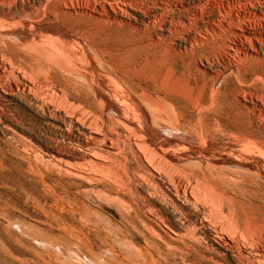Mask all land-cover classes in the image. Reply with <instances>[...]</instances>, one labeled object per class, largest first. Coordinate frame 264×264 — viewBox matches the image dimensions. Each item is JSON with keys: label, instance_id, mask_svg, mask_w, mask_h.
<instances>
[{"label": "bare ground", "instance_id": "bare-ground-1", "mask_svg": "<svg viewBox=\"0 0 264 264\" xmlns=\"http://www.w3.org/2000/svg\"><path fill=\"white\" fill-rule=\"evenodd\" d=\"M17 1L18 0H0V38L3 37L4 40L10 38L9 39L10 41L12 40L11 38H13V39H17V42H18L19 39L22 41V39H25V37H26L25 40H29V38H27L29 36L33 40L27 42V44L24 45L25 47H20L19 51L21 50L22 52L20 51V53H17V54L12 53L11 51H12V49L15 52H16L15 49H17V51H18L19 47H16V45H18V44H16V45L13 44L14 46L12 49L10 48V46H8V48L4 49L5 46L0 44V130H1V132L4 133L3 135L10 134V135H16L17 137H21L22 135L34 136L35 143L33 142L32 144H30V147H28L29 145L26 144V147H28L29 150H28V148L26 150H24V148H23L24 152H28V151L31 152L29 154L32 155L33 159L30 160V162H29L28 159L25 158V155H24L25 153L22 155V156H24V158H22V159H23V161L24 160L26 161V159H27V161L29 162V166H30L29 168H31V170H32L31 176H33L35 182L37 183V186H41V189L45 193V195H44L43 200L40 199L41 198L40 196H43V195H41L42 193H40V196L38 194V196H36V197L30 196L28 198L29 199L34 198V200L36 202V206L38 207V209H40L41 214H43L46 218L48 216L45 214L43 208L48 207L50 201L51 202L55 201L56 203H58L59 199L61 198V196L58 195L59 189H62L63 193L65 194V198L62 197L61 199L64 198V199H66L65 201H70V199L72 198L71 192L69 191V189L62 184V181H64V179L65 180L67 179V181L69 180V183L71 181H73L72 185H75V187L78 185L79 186L81 185V183H79V181L87 182V184L92 188V190H91L92 198L96 201L98 200V204L100 206H102L103 208H106L107 210L114 209L116 212V216L119 217L125 223H127L126 225L129 227L130 230H132L134 233L140 234L139 237L141 236V238H143L146 241V242H144V241L143 242L147 243L146 245L147 246L149 245L150 246V247L148 246L149 248H152V250H148V248L146 246H144V247L140 246L138 250L135 249V250H137L134 253V254H136L135 255L136 259L133 260V262L127 260L128 259L127 257H125V258H127L126 260H125V258L124 259L121 258L120 257L121 254H120V256H117L118 261L113 262V260H114L113 258H112V260H110V259L106 260L105 258H107L108 255L104 258V261H102L103 260L102 257L99 256L98 253L96 254V252H95L96 247L99 250L98 245L95 247V250H94V248H93L94 246L92 244L93 242H90L89 241L90 239L80 237L81 239L79 240L78 244H76L75 241H74L75 243L74 242L73 243L76 244L77 246H79L80 248L81 247H83V249L85 248L86 254H80L78 252V249L76 248L77 252H78L77 255L79 256V257L77 255L75 256V257H77V261H73V258H75L73 256V258L71 257L72 259H69L68 261L63 262V263H60L62 260L58 259L59 260V262L57 261L58 264L59 263L60 264H164L165 262L167 263L166 260L169 259L170 252H172L174 254L175 258H176V255L184 254V251H187L186 256H190L192 251L198 249L196 247L198 245H201V243L206 244L208 246L207 249L209 248V251L211 249L213 252H215L217 254H221L225 259L232 258L238 264H264V221H263L264 218L261 221H258L257 216L260 213L258 215L256 214L259 210H260V212H261V210L262 211L264 210V205H262L263 202H261L262 199L259 198L261 200L260 203H262L259 205L263 206V208L260 207V208H262V209H260L257 206L259 208V210L254 212L256 214V217L254 218L253 216L250 215V213H252L254 210L252 212H250L249 211L251 209L250 206H246V204L247 205L250 204L252 198H250L251 200L249 199L250 200L249 203L247 202L244 204V201H243V203H241L236 198L232 197L231 194L229 195V193H228V192H230V191H228L229 189L226 190V184H228L227 182L230 181L229 187L233 186V185H231V183L233 182L232 176L240 175V173H241V175H240L239 179H241V177H243L244 175H246V176L251 175L252 177L256 178L259 181H263V183H264V96H263L264 94H262L264 92L261 93L262 96H260V92H259V95H258V92H256L257 89H260L259 87H260V85H262V84H260L261 82H258L260 85H258V88L256 90L254 89V92H256V93H253L252 90L246 91L242 88L241 93H239V94H241V101L238 100L240 98L239 97L240 95L238 94L239 96L238 97L236 96V98H238L236 100H238L240 102L236 106V109H238V106L240 108H239V111L237 113H235L236 114L235 118L241 117V121H240V119L236 121V119L232 118V121L230 123L232 126L234 125L232 130L229 129V127H228L229 126L228 125L229 124L228 119L224 118L225 113H224V116L222 115L223 113L221 114V116H223L222 118L217 113V115L220 117L218 118V116L215 115V116H217V118L215 117L214 119H211V121H210L211 123L210 124L208 123L209 124V126H207L208 128H206L202 124L203 122H205V120H203V122H200L202 124V126L205 127L207 130L205 129L206 132L204 130H202L205 133H201L200 135H196L197 131H199V130L196 131V129H197L196 126L198 123L193 124L192 115L194 113H193L192 109L195 108V106L198 104V96H197L196 92L198 91L197 87L199 85H198L194 75H192L191 73H187V72L185 73L184 71H181L179 69L178 64L180 62H178V59L179 60L181 59L180 57H181V55H183V53L182 54L180 53L179 55H176L175 57H174V55L172 57L170 55L162 53L161 56L155 57L156 54H154V56H153V54H152V56H150L151 55L150 51H151V49H153V47H152V48H149L150 49V51H148L150 53L149 56H144V57L135 56V58H137V59L139 58V59L136 62H131L133 64H131L130 66H125L128 63L125 60L128 59L129 57L131 59L130 60L128 59V60L129 61L132 60L131 56H134V53H132V52H135L136 51L135 49L137 47H135L134 45H132V47H130V46H127V48L125 47L126 48L125 53H130V56L128 55L129 57L127 56V54H125L127 56L126 59L124 58L125 55H123V57H122L123 59L121 58L122 60L125 59L124 60L125 62L120 61V59H118V58H117V60L119 62L112 60L113 58L117 57V55H119L116 53H115L116 55H114V52H113L114 48L112 47L111 50H113V51L110 52V53H112V55H110V57L109 56L108 57L111 58V56H112L113 58H111L110 60H106V59H104V58H106V54H110V53H108L107 50H105V52L102 55H98L99 53L96 54L97 50L92 51L93 47L91 46L90 43L88 44V42H90L89 41L90 38L92 37L91 35H94L93 33H94L95 28L94 29L92 28L93 29V33L91 32L92 34L89 33V34H91V35H89L90 36L89 40H85V37H83V39L85 41L81 40L79 38L78 39L76 38V40H68L69 37L67 39L66 34H64L65 37L61 36L60 38H56V36H55V38L51 39V37H50V39H49V38H47V35H48L47 32L45 33L47 35H45L46 38H44V39H41V37L39 38L38 36L37 37L32 36L34 34L33 32L37 33L38 31L41 30V28H38L40 25H42L47 20L49 21L50 19H52V20L56 19V21H57V19L61 20L60 23H62V19H65V21L69 20L72 22L91 23V24H95L96 26L98 25L99 27L102 25L104 26L105 24H109V23H116V24L119 23V25L122 23V25H120L122 27L124 22H125L124 16L126 14L128 16V13L135 11V8L137 5L135 4L134 0H44V3L43 2L40 4L38 3L39 6H35V5H37V3H35V1L33 0L35 5L31 6V3H30V5H29L30 7L28 6V8H29L28 10L30 12L26 13L25 12L26 10L24 11L22 9V14L24 12V16L19 17V15H18L17 16L18 20H15L16 16L12 15V10L10 8V5L12 4L11 5V7H12L13 3L16 4ZM36 1L38 2V0H36ZM162 1H164V0H162ZM199 1H201V0H199ZM229 1H228V3H229ZM19 2H20V9H21V7L24 8V0H19ZM157 2L158 1H156V3ZM147 3H146V5H147ZM156 3H155V6L157 5ZM169 3H170V1H169ZM190 3H191V0H190ZM221 3H222V1H221ZM138 4H140V3H138ZM144 4H145V2H144ZM153 4H154V2H153ZM234 4H235V2H234ZM262 4H264V3H262ZM149 5H151V4H149ZM215 5H216V3H215ZM15 6L17 8V5H15ZM25 6H26V3H25ZM158 6H159V4H158ZM168 6H170V5H168ZM240 6H242V5H240ZM147 7H150V6H147ZM153 7H154V5H153ZM209 7H211V6H209ZM159 8H161V7H159ZM176 8H177V6H176ZM219 8H221V7H219ZM223 8H225V7H223ZM230 8H231V5H230ZM261 8H262V6H261ZM162 9L164 11L165 8H162ZM146 10H148V9H146ZM168 10H169V8H168ZM197 10H199V8ZM257 10H258V8H257ZM16 11H18V10H16ZM16 11H14V12H16ZM175 11H176V13L178 12V10H175ZM204 11H206V9ZM227 11H228V9H227ZM141 12L142 11H140V13ZM145 12H149V10L145 11ZM157 12H158V10H157ZM215 12H213V15L216 14ZM221 12H222V10H221ZM173 13H174V11H173ZM136 14H137V12H136ZM198 14H199V12L196 13V15H198ZM202 14H203V12H202ZM229 15H228V17L230 18ZM164 16L166 17L165 14H164ZM254 16H256V15L251 10L250 11L243 10V11H241V13L238 14V17L236 16V18L230 19L231 20L230 22L232 23L231 25L227 24V27H229V28H230V26H232L234 24V29L232 30L234 38L226 46L225 59L227 60L228 65H232V60L235 59V56L238 53L239 54L242 53L241 55L244 57H250V58L254 59L253 62L256 59H258V61L256 60L257 64L259 61H261V60H259L260 58L264 59V30H263V28H261L260 24H258L260 26V28L259 27L257 28V26L255 24H253L254 22L252 23V19H253L252 17H254ZM128 17L130 19L137 18L136 16H133L132 18L130 16H128ZM165 17L163 18V20L166 19ZM169 17H171V16H169ZM145 18L147 19V17H145ZM149 18H150V16H149ZM158 19H159V17H158ZM176 19L177 18H175V20ZM196 19H197V17H196ZM52 20L49 23H53V24L56 23L55 20H54L55 22H53ZM167 20H168V18H167ZM171 20H172V18H171ZM48 21L45 23L47 24ZM65 21L63 20V22H65ZM190 21L191 20H189V19L187 21H184V19H183V21L180 24L181 25L180 28L183 27V29H184V26L189 24ZM65 23L66 24L69 23L71 25L73 24L70 22H65ZM80 23H77V24L79 25ZM153 23H154V21H153ZM261 23H263V22H261ZM57 24H59V23H57ZM128 24L129 23H127V26H126L127 28L130 25V24L129 25ZM134 24H132V25H134ZM143 24H144V22H143ZM157 24L161 25L162 23L159 22ZM163 24H164V22H163ZM172 24L174 25L173 22H172ZM207 24H208V22H207ZM59 25H62V24H59ZM80 25H82V24H80ZM88 25H90V24H88ZM48 26H50V25H48ZM51 26H52V24H51ZM73 26L74 25H72V27ZM103 26L100 28L101 31H102ZM105 26H104V28H105ZM124 26L122 28H124ZM64 27L66 28V26H64ZM111 27H112V25H111ZM113 27H115V26H113ZM116 27H117V25H116ZM146 27H147V25H146ZM162 27L163 26H161V28L159 27V29H162ZM169 27L171 30L172 27L171 26H169ZM175 27L176 26H174V28ZM82 28L83 27H81V29ZM96 28H98V27H96ZM150 28L153 29L152 27H150ZM62 29H64V28L62 27ZM92 29L90 28V30H92ZM132 29L134 30L135 28H131V30ZM51 30H53V29H51ZM75 30L76 29H74V31ZM104 30H106V29H104ZM148 30H146L147 33H148ZM153 30H155V29H153ZM70 31L72 33L73 30H70ZM115 31H117V30H115ZM119 31H120V29H119ZM167 31H169V28ZM63 32H64V30H63ZM78 32L79 31L77 30V33ZM150 32L151 31H149V33ZM180 32H182V31H180ZM85 33H86V31H85ZM156 33L158 34L159 32H156ZM168 33L170 34L171 32H168ZM49 34L52 35V32ZM98 34H99V32H98ZM160 34H161V32H160ZM163 34H165V33H163ZM197 34L195 32H193V33H191L189 38H192L196 42H201L202 37L197 35ZM224 34H225V32H224ZM227 34H226V36H227ZM74 35H75V33H74ZM76 35H80V34H76ZM123 36H125V35H123ZM174 36H176V35H174ZM102 37H104V36L102 35ZM107 37H109V36H107ZM173 37H170L169 39L171 40V38L173 39ZM222 37H221V39H222ZM111 38H110V40L108 39L109 42L112 41ZM115 38H117V37H115ZM133 38H135V37H133ZM212 38H214V37H212ZM91 39H94V38H91ZM141 39H143V38H141ZM137 40H139V39H137ZM154 40L156 42V39H154ZM163 40L164 39H162V44L164 43L163 45L165 46L166 42ZM165 40H166V38H165ZM167 40H168V38H167ZM185 40H187V39H185ZM14 41L15 40L11 41V45H12V43H16ZM94 41H95V39L91 40V42H94ZM102 41H104V40H102ZM114 41L112 43H114ZM126 41H128V39ZM150 41H152V40H150ZM9 42H8V44H9ZM124 42L125 41L123 40V44H124ZM155 42L154 43L152 42L153 44L150 42L151 46L155 45V47H156ZM106 43H107V41H106ZM117 43H118V39H117ZM117 43H115V44H117ZM121 43L122 42H119V44H121ZM129 43H128V45H129ZM137 43H138V41H137ZM143 43L144 42L142 41L141 43H138V44H143ZM95 44H94V46H95ZM125 44H127V43H125ZM5 45L7 46V44H5ZM160 45H157V46H160ZM167 45L169 47V44H167ZM191 45H194V44L191 43ZM138 46H140V45H138ZM144 46H146L148 48V46H150V44L148 46H147V44H145ZM180 46H181V44H180ZM224 46L225 45H223L222 47H224ZM104 47H107V46L105 45ZM120 47L121 46L118 47V51H119ZM142 47H143V45H142ZM142 47H140V50L137 49V51L142 52V49H141ZM181 47H183V45ZM194 47H195V45H194ZM220 47H221V45H220ZM122 48H124V47H122ZM147 48H146V50H147ZM162 48L164 49V47H162ZM184 48L186 50H189L191 52V54H193L194 49H192V46H189V47L185 46ZM10 49H11V51H10ZM95 49H96V47H95ZM120 50L122 51L123 49L120 48ZM157 50H160V49L158 48ZM176 51L178 52L179 50L176 49ZM116 52H117V48H116ZM148 52L146 54H148ZM159 52L161 53L162 50ZM173 52H175V51L173 50ZM186 53H189V52H186ZM175 54H178V53L175 52ZM120 55H122V53H120ZM184 55H186V54H184ZM215 56H216V54H215ZM238 58H239V56H238ZM213 60H216V59H213ZM248 60H246L247 63H248ZM132 61H134V60H132ZM184 61H186V60H184ZM201 61H202V59H201ZM120 62L126 63L124 65V67L127 70L124 73H125V75L127 73V77L130 76V74L132 73V76H130V79H131L130 81H132V77H135V76H133V74H134V75H137L138 77L143 78L147 84L152 86V88H151V89H153L152 95L149 94L150 92L148 93L146 91V88H145V90L143 89V91H140V89L137 90V88L135 89V87H136V86L134 87L135 84L133 82L129 83V81H128L129 79L128 80L125 79V80L128 81L127 83L130 85L134 84V85H131V87L133 86L134 89L131 88L130 86H128L127 84H125V81L123 83V82H119L117 80L118 77H120V76L116 75L117 74L116 72L122 71L121 68L123 67V64L121 65ZM262 62H263V60H262ZM262 62H259V63L261 64ZM240 63L242 64V62H240ZM249 64H251V63L249 62ZM180 66H181V64H180ZM257 68H255V69H257ZM240 72H242V69ZM245 72L246 71H244V74H245ZM120 73L124 74L123 72H120ZM128 73H130V74L128 75ZM204 74H205V72H204ZM217 76H219V75H217ZM122 77H121V79L124 80V78H122ZM239 77H241V76H239ZM244 77H245V75L243 76V78ZM249 79H248V81H249ZM255 80L257 81V79H255ZM259 80H262V79H259ZM200 83H202V82H200ZM239 83H241V82L239 81ZM254 84H255V82H254ZM263 84H264V82H263ZM149 85L147 86V88H149ZM263 87L264 86L262 85V88ZM250 88H251V86H250ZM236 89H238V88H236ZM148 91H150V90H148ZM257 91H260V90H257ZM216 94L217 93H215V96H216ZM153 95H155V96H153ZM181 105H182V108H183V105H184V107L187 105L188 107H190L192 109L189 108L190 110L188 109V111H187L188 114H187V112L186 113L182 112V111H184V109L181 111V109H180ZM212 105H213V103H212ZM187 106H186V108H188ZM228 106H230V105H228ZM227 109L230 110L229 108H227ZM227 109H226V111H227ZM195 110H194V112H195ZM207 111H209V110H207ZM226 115L228 116V114H226ZM231 115H230V117H231ZM194 116H196V115L194 114ZM212 116H213V114H212ZM203 117L201 119H203ZM206 118H207V115H206L205 119ZM209 118H207L208 119L207 121L210 120ZM195 120H196V118H195ZM48 135H57L58 138H51V137H48ZM26 138H28V137H26ZM23 140H24V138H23ZM27 140H24V141H27ZM24 143H27V142H24ZM17 144H19V143H17ZM23 147H25V146H23ZM4 148H6V146ZM17 149H19V148L17 147ZM2 150L3 149L1 147L0 152ZM17 151H20V149ZM2 153L5 154V152H2ZM15 154H17V152ZM20 154H22V153H20ZM1 156H3V155L1 154ZM27 156H29V155H27ZM1 158H3V157H1ZM7 158H5L4 163H7V161H9ZM6 159H7V161H6ZM3 161H4V159H3ZM13 162H15V161H13ZM8 164L10 165L11 162ZM19 164L20 163H18L16 165H19ZM6 166H7V164H6ZM9 168H11V167L8 166L7 169H9ZM3 169H5V168H2V170ZM3 171H5V170H3ZM11 171H12V169H11ZM18 172H20V171H18ZM21 175H23V174H21ZM28 175H30V174L28 173ZM7 176H9V175H7ZM26 176H27V174H26ZM24 177H25V175H24ZM9 178L10 177H8V179ZM5 179H7V178H5ZM25 179H27V178H25ZM64 182H66V181H64ZM1 183H2V181H1ZM87 184H86V186H87ZM237 184L235 183L234 185L239 187L240 182L238 184L239 186ZM17 185H19V184H17ZM27 185H30V183H28ZM69 185H71V184H68V186ZM84 185H85V183H84ZM84 185H83V188H84ZM249 185H251V184H249ZM256 185L255 186L251 185V186L256 187ZM261 185H262V183L260 184L259 187H261ZM1 186L2 185H0V187ZM16 186H15V190H17V192H18V189L20 186L18 187V189H16ZM4 187H5V185H4ZM4 187H3V189H4ZM22 187L24 188V186H21L20 188H22ZM81 187H82V185H81ZM81 187H80V189H81ZM233 187L235 188V186H233ZM243 187H242V189L245 190L246 188L244 189ZM245 187H247V186H245ZM240 188H241V186H240ZM240 188H237V189H239V192H240ZM249 190H247V191L245 190L246 193L251 191V190L250 191ZM252 190H253L252 194L254 193V191L255 192L257 191V189L254 190V188H252ZM13 191H14V189H13ZM84 192L87 193L89 191L87 190ZM1 193L4 194L3 191H1ZM20 193H22V192L20 191ZM23 193H24V191H23ZM27 193H29V192H27ZM79 193H80V191H79ZM242 193H244V192H242ZM242 193L240 194L241 196L244 195V194L242 195ZM250 193L248 194L249 196H250ZM261 193H259V194L264 196V193L262 190H261ZM233 194H235V193H233ZM237 194H238V192H237ZM7 195H8V193H7ZM32 195H34L33 191H32ZM89 196L90 195H88V198H89ZM256 196H255V198H256ZM259 196L260 195H258L257 197H259ZM16 197H17V195H16ZM238 197H240V196H238ZM81 199L78 201H81ZM257 199L258 198H256V200ZM263 200H264V197H263ZM1 201H3V200H1ZM30 201H29V203H30ZM253 201H255V200H253ZM70 202H72V201H70ZM245 202H246V200H245ZM56 203H55V205H56ZM257 203H259V202L257 201ZM59 204H61V203H59ZM63 204H64V202H63ZM3 205L4 204H2V206ZM31 205H32V203H31ZM92 205H94V204H92ZM256 205H258V204L254 203V207ZM61 206L63 207V205H61ZM81 206L83 207V204ZM10 207L11 206H9V209H10ZM21 207H23V205ZM86 207H87V205H86ZM248 207H249V210H248ZM77 209H79V207ZM64 210L65 209L62 208V209H59L57 211H53L54 212L53 216L55 218V219L54 218L53 219L55 221H57V223H55L57 230L61 231L62 233L68 232L67 233V235H68L70 233L69 231H72L71 229L73 226L69 225L68 224L69 222L67 223L66 216L62 215V212ZM77 211H79V210H77ZM77 211H76V213H77ZM81 211L83 212V209ZM71 212H72V210H71ZM82 212L80 214H82ZM88 212L89 211L87 210L86 213H88ZM91 212H89V213L91 214ZM97 212L100 216H102L108 222V223L103 222L105 227L108 224H110L109 226L116 225L114 219L111 216H109L105 211H103L102 209H99V210H97ZM65 213H67V211H65ZM94 213H92V214H94ZM3 214H4V212H3ZM20 214H21V212H20ZM22 214H24V213H22ZM98 214H96V216ZM6 215H12V214L9 213ZM252 215H254V214H252ZM25 216H26V214H25ZM91 216H93V215H91ZM259 216H261V215H259ZM4 217H6V216H4ZM9 217L10 216H8L7 218L9 219ZM76 217H78V216H76ZM76 217H75V219H76ZM82 217H83V215H82ZM263 217H264V215H263ZM15 218H17V217H15ZM36 218H39V217H36ZM88 218L91 219L90 216L87 217V219ZM93 218H94V216H93ZM0 219H1L0 221H2V217ZM8 219L6 222H8L10 220V219L9 220ZM65 219H66V221H65ZM16 220H19V217ZM16 220H14V222H13L14 224L17 223ZM72 220H73V216H72ZM93 221L95 222V220H93ZM99 221H101L100 218H99ZM9 222H12V221H9ZM19 222H20V220H19ZM24 222L21 221V225H22V223L24 225L25 224ZM36 222H38V220H36ZM18 223L15 225H18ZM76 223H77L76 225H78V227H83V226H79V224H78L79 221H77ZM85 223L87 226L88 223L87 222H85ZM105 223H107V224H105ZM45 224L49 227V229L56 228L55 226L53 228V226L50 222L45 223ZM103 224H100V226L101 225L103 226ZM119 224H120V222H119ZM26 225H27V223H26ZM88 225H92V224H88ZM30 226H31V223H30ZM112 226L110 228H115ZM18 227L20 228V226H18ZM18 227H17V231H18ZM32 227L33 226H31V228ZM92 227L93 226H90V228H92ZM101 227H100V229L98 228L99 232L102 229ZM116 227H118V226L116 225ZM5 228H7V227L4 226L3 229H5ZM110 228L108 230H111ZM49 229H48V231H49ZM83 229H86V228H83ZM6 230H5V232H6ZM8 230H9V228H8ZM12 230L15 231L14 229H11L9 231L12 232ZM25 230H27V233H28V229H25ZM76 230H77V228H76ZM98 230L96 227V232ZM124 230L125 229H123V231L121 230V232L123 233ZM21 231L23 233V230H21ZM44 231H46V230L44 229ZM48 231H47V233H49ZM86 231H87V229L84 232H86ZM102 231L104 234L103 229H102ZM53 232H57V231L53 230ZM78 232H76V233H78ZM91 232L93 233V230ZM91 232H89V235ZM9 233L7 234V236L9 235ZM30 233H33V230ZM71 233H73V232H71ZM33 234H32V236L34 237ZM37 234H38V236L41 235L39 233H37ZM37 234H35V235H37ZM110 234H111V232L108 234V236ZM115 234L116 233H114V235ZM125 234H122V235H125ZM128 234L129 233H127L126 235H128ZM20 235H19V237H20ZM44 235H45V232H44ZM84 235H85V233H84ZM89 235L87 236V238H89L91 236V235L90 236ZM16 236H15V238H16ZM23 236H24V233L21 237H23ZM45 236H47V235H45ZM51 236H54V235H51ZM61 236H63V235H61ZM73 236H72V238H73ZM94 236H97V235H94ZM116 236H118V234ZM36 237L34 239H39V240L42 239L41 238L42 236H40L41 239L39 237L38 238H36ZM27 238H28V236H27ZM27 238L25 240L29 242L30 239L28 238L29 239L28 240ZM30 238H31V236H30ZM74 238H78V237H74ZM92 238H96V237H92ZM98 238H100V236ZM98 238H96V239H98ZM58 239H61V238L59 237ZM105 239H107V238H105ZM19 240H21V239L19 238ZM22 240H23V238H22ZM48 240H50V239H48ZM98 240L100 242L102 241L100 239H98ZM132 240H134L133 237H132ZM9 241L7 239H6V241L0 240V242L1 243L4 242V244H9ZM58 241H59L58 243L60 244L61 240H58ZM76 241H78V239ZM127 241H128V239H127ZM135 241H137V240H135ZM5 242H8V243H5ZM17 242H20V243L23 242L24 243V241H18V240H17ZM48 242L50 243V241H48ZM52 242L54 244H56L57 241L54 242L52 240ZM63 242H65V241L62 240V243ZM94 242H96V241H94ZM53 243H50V245L52 244L51 247L50 246H47V247L52 248ZM67 243H63V245L67 244ZM73 243H72V248L74 246ZM96 243H98V242H96ZM105 243L102 242V244H104V245H105ZM120 243L123 244L122 240ZM130 243L131 242H129V244ZM27 244L29 246V243H27ZM110 244H111V242H110ZM133 244H131V245H133ZM42 245H43V243H42ZM61 245L58 247L56 244V246L58 248L63 249V247H61ZM94 245H95V243H94ZM135 245H137V244H135ZM1 246L2 245H0V247ZM11 246H12L11 248L13 249L14 246L13 245H11ZM21 246H23V245H21ZM37 246H39V245H37ZM56 246L54 245L55 248H57ZM65 246H67V245H65ZM69 246H67V247H69ZM103 246H100V248L102 250H103ZM108 246H109V244H108ZM108 246H106V247L109 248ZM117 246H118V248L121 247V245L120 246L117 245ZM137 246H139V245H137ZM31 247H34V245ZM114 247H116V246H114ZM114 247L112 246L110 249L113 253L116 254L117 251ZM126 247H127V245H126ZM203 247H204V245H203ZM11 248H9V250ZM29 248H30V246H29ZM35 248H38V247H35ZM50 248H49V250L52 251ZM132 249H131V252L134 251V250L132 251ZM13 250H15V249H13ZM35 250H37V249H35ZM38 250H39V248H38ZM102 250H101V253L103 252ZM6 251L9 252L8 249ZM46 251H47V249H46ZM108 251H110V250L108 249ZM18 252L19 251L17 250L16 254H18ZM23 252H25V254H28L24 250H23ZM39 252L42 253L41 251H39ZM54 252H55L54 255L57 256V254H56L57 252L56 251H54ZM80 252H82V251H80ZM83 252H85V251L83 250ZM136 252H138V253H136ZM10 253L12 256V253H15V251L10 252ZM38 253H37V255H38ZM59 253H58V255H59ZM101 253H99V254H101ZM103 253H105V252H103ZM121 253H122V251H121ZM45 254H46V252H45ZM49 254H50V252H49ZM69 254L72 255V252H67L68 256H69ZM134 254H132V255H134ZM137 254L139 255V257H137ZM199 254H200V252H199ZM13 255H15V254H13ZM62 255H63V253L62 254L60 253L59 258ZM51 256H49L50 259H51ZM21 257H22V255H21ZM23 257H25V256H23ZM52 257L57 259L58 256L57 257L52 256ZM132 257H130L129 259H131ZM41 258H43V257H41ZM66 258H68V257H66ZM196 258L198 260V256ZM44 259H46V256L44 257ZM47 260H49V259H47ZM172 260H174V259L172 258ZM202 260H204V259H202ZM209 260H210V258H209ZM177 261H179V260H177ZM20 262H21V260H20ZM23 262L25 264L27 262V260H25ZM185 262H188V261H185ZM175 263H176V260H175ZM229 263H230V261H229Z\"/></svg>", "mask_w": 264, "mask_h": 264}, {"label": "rangeland", "instance_id": "rangeland-1", "mask_svg": "<svg viewBox=\"0 0 264 264\" xmlns=\"http://www.w3.org/2000/svg\"><path fill=\"white\" fill-rule=\"evenodd\" d=\"M34 1H35V3H37V5H35V3H34ZM24 0V8H22L21 7V9H20V2H19V0L16 2V4H14L13 3V6L11 7V5H10V8H11V10H12V15H15L16 17H15V20H18V18H17V16L19 15V17L20 16H24V12H23V14H22V9L26 12V13H29L30 11L28 10L29 8H28V6L30 5V3H31V6H39V4L40 3H44V0H38V2L36 1V0ZM40 1V2H39ZM135 1V4L137 5L136 6V8H135V11H133V12H131V13H128V16H130L131 18L133 17V16H136L137 18H132V19H130L128 16H127V14L124 16L125 18H124V24H123V26H124V28H122L120 25H122V23L119 25V23L118 24H116V23H109V24H105L104 26H105V28H104V26H103V28H102V31H101V27L102 26H96L95 24H91V23H80V22H72V21H69V20H66L65 21V19H62V23H60V21L61 20H58L57 19V21H56V19H54L55 21H56V23H49L52 19H50L49 21H48V23L46 24L45 22H47V21H45L42 25H40L38 28H41V30L40 31H38L37 33H35V32H33L34 34L32 35V36H35V37H41V39H44V38H46V36L45 35H47V34H45L46 32L48 33V35H47V38H49L50 39V37H51V39H53V38H55V36H56V38H60L61 36L62 37H65L64 36V34H66V38L68 39V37H69V39L68 40H76V38L78 39H81V40H84L83 39V37H85V40H89V35H91L92 33H93V29H94V35H91L92 37L91 38H94L95 39V43L94 42H91V40H94V39H91L90 38V42H88V44L90 43L91 44V46L93 47L92 49V51H96L97 50V52H96V54L97 53H99L98 55H102L104 52H105V50H107L108 51V53H110V52H112L113 50V52H114V55H116V54H119V55H117V57H115L114 55V57L115 58H113L112 56H111V58H113L112 60H115L116 62H119L118 60H117V58L118 59H120V61H122V62H125V61H127L128 63L126 64V63H121V65L123 64V67H124V65L125 66H130L131 64H133V63H131V62H136L138 59L137 58H135V56H137V57H144V56H149L150 55V53H151V55L150 56H152V54H153V56H154V54H156L155 55V57L157 56H161L162 55V53L163 54H167V55H170V56H172L173 57V55H174V57L176 56V55H179L180 53L182 54L183 53V55H181V59L179 60L178 59V62H180L178 65H179V69L181 70V71H184L185 73L187 72V73H191L192 75H194V77H195V79H196V81H197V83H198V87H197V92H196V94H197V96H198V104L195 106V108H190V107H188L187 105V107L188 108H186V106L184 107V105H183V108H182V105L179 107L180 109H181V111L184 109V111H182V112H187L188 111V109L190 108V109H192V111H193V113L196 115V116H194V114L192 115V120H193V124H197V126H196V131L197 130H199V131H197V133H196V135H200L201 133H205L206 131H205V129L206 128H208L207 126H209V124L211 123L210 121H211V119H214L215 117L217 118V113L221 116V114L224 116V113H225V116H224V118H226V119H228V122H229V129H233V126L230 124L231 123V121H232V118H234V119H236V121L237 120H239L240 119V121H241V117H239V118H235V113H237L238 111H239V106H238V109H236V106L240 103L239 101H241V94H239V93H241V89L243 88L244 90H246V91H248V90H252V92L253 93H256V92H258V95H259V92H260V96H262V94H264V93H262V92H264L263 90V88H262V85L264 86V84H263V82H264V59L263 58H260L259 60H261V61H259V62H262V60H263V62L260 64L259 62H258V64H257V62H256V60L258 61V59H256L254 62H253V60L254 59H252V58H250V57H244V56H242L241 54H237L238 56H239V58H238V56L236 55L235 56V59H233L232 60V65H228V62H227V60L225 59V56H226V46L233 40V33H232V30L234 29V24L232 25V26H230V28L229 27H227V24H229V25H231L232 23L230 22L231 20V18H236V16L238 17V14L239 13H241V11H243V10H247V11H252V12H254L255 13V15L256 16H254V17H252L253 19H252V23L253 24H255L256 26H257V28L259 27L260 28V26H261V28H263V30H264V4H262V3H264V0H233L234 2H235V4H234V2L232 1V0H201V1H199V0H191V3H190V0H164V1H162V0H134ZM139 1V2H138ZM148 3H147V2ZM150 1V2H149ZM156 1H158L157 3H156ZM161 1V2H160ZM169 1H170V3H169ZM186 1V2H185ZM220 1V2H219ZM221 1H222V3H221ZM228 1H229V3H228ZM240 1V2H239ZM249 1V2H248ZM252 1V2H251ZM260 1V2H259ZM29 2V3H28ZM143 2V3H142ZM144 2H145V4H144ZM153 2H154V4H153ZM164 2V3H163ZM177 4H176V3ZM243 2V3H242ZM25 3H26V6H25ZM39 3V4H38ZM138 3H140V4H138ZM146 3H147V5H146ZM155 3L157 4L156 6H155ZM167 5H166V4ZM215 3H216V5H215ZM149 4H151V5H149ZM158 4H159V6H158ZM164 4V5H163ZM214 4V5H213ZM221 4V5H220ZM231 5V8L233 9H231L230 8V5ZM15 5H17V8H16V6ZM153 5H154V7H153ZM168 5H170V6H168ZM237 5V6H236ZM240 5H242V6H240ZM147 6H150V7H147ZM158 6V7H157ZM164 6V7H163ZM176 6H177V8H176ZM209 6H211V7H209ZM246 6V7H245ZM249 6V7H248ZM252 6V7H251ZM261 6H262V8H261ZM30 7V6H29ZM147 7V8H146ZM159 7H161V8H159ZM169 8V10H168V8ZM196 7V8H195ZM206 7V8H205ZM219 7H221V8H219ZM223 7H225V8H223ZM240 7V8H239ZM260 7V8H259ZM16 8V9H15ZM141 8V9H140ZM162 8H165L164 9V11H163V9ZM173 8V9H172ZM179 8V9H178ZM199 8V10H197ZM201 8V9H200ZM214 8V9H213ZM218 8V9H217ZM237 10H236V9ZM257 8H258V10H257ZM15 9V10H14ZM146 9H148L149 10V12H145V11H148V10H146ZM153 9V10H152ZM172 9V10H171ZM206 9V11H204ZM209 9V10H208ZM227 9H228V11H227ZM236 11H235V10ZM241 9V10H240ZM263 9V10H262ZM16 10H18V11H16ZM21 10V11H20ZM157 10H158V12H157ZM171 10V11H170ZM175 10H178V12L176 13V11ZM221 10H222V12H221ZM227 12H226V11ZM14 11H16V12H14ZM140 11H142L141 13H140ZM157 13H156V12ZM162 11V12H161ZM170 11V12H169ZM173 11H174V13H173ZM212 11V12H211ZM216 11V12H215ZM231 11V12H230ZM18 12V13H17ZM136 12H137V14H136ZM145 14H144V13ZM172 12V13H171ZM186 12V13H185ZM188 12V13H187ZM197 12H199V16L198 15H196V13ZM202 12H203V14H202ZM213 12H215L216 14V16L215 15H213ZM221 12V13H220ZM262 12V13H261ZM143 13V14H142ZM147 13V14H146ZM149 13V14H148ZM195 13V14H194ZM238 13V14H237ZM164 14L166 15V17L164 16ZM211 14V15H210ZM230 14V15H229ZM262 14V15H261ZM132 15V16H131ZM140 15V16H139ZM147 15V16H146ZM152 15V16H151ZM158 15V16H157ZM162 17H161V16ZM168 15V16H167ZM173 15V16H172ZM175 15V16H174ZM203 15V16H202ZM228 15L230 16V18L228 17ZM127 16V17H126ZM142 16V17H141ZM147 17V19L145 18V17ZM149 16H150V18L152 19H150L149 18ZM155 16V17H154ZM169 16H171V17H169ZM220 16V17H219ZM233 16V17H232ZM158 17H159V19H158ZM166 18V19H164L163 20V18ZM196 17H197V19H196ZM167 18H168V20H167ZM171 18H172V20H171ZM175 18H177L176 20H175ZM181 18V19H180ZM202 18V19H201ZM60 19V18H59ZM136 19V20H135ZM145 19V20H144ZM150 19V20H149ZM157 21H156V20ZM183 19H184V21H187L188 19L189 20H191L190 21V23L189 24H187L186 26H184V29H183V27H181L180 28V24H181V22L183 21ZM220 19V20H219ZM54 20H52L53 22H55ZM63 20L65 21V22H70V23H73L72 25H74L73 27H72V25L71 24H69V23H65V22H63ZM131 20V21H130ZM133 20V21H132ZM139 20V21H138ZM223 20V21H222ZM228 20V21H227ZM262 20V21H261ZM59 21V22H58ZM137 21V22H136ZM153 21H154V23H153ZM171 21V22H170ZM227 21V22H226ZM131 22V23H130ZM143 22H144V24H143ZM147 22V23H146ZM150 22V23H149ZM162 23L161 25L160 24H157V23ZM163 22H164V24H163ZM172 22L174 23V25L172 24ZM207 22H208V24H207ZM261 22H263V23H261ZM57 23H59V24H64L63 26L62 25H59V24H57ZM77 23H80V24H82V25H78ZM127 23H129L128 25V28L126 27L127 26ZM135 23V24H134ZM139 23V24H138ZM146 23V24H145ZM51 24H52V26H51ZM77 24V25H76ZM88 24H90V25H88ZM117 25V27H116V25ZM132 24H134V25H132ZM170 24V25H169ZM205 24V25H204ZM258 24H260V26L258 25ZM48 25H50V26H48ZM70 25V26H69ZM85 25V26H84ZM111 25H112V27H111ZM146 25H147V27H146ZM149 25V26H148ZM152 25V26H151ZM155 27H154V26ZM189 25V26H188ZM222 25V26H221ZM47 26V27H46ZM64 26H66V28L64 27ZM68 26V27H67ZM90 26V27H89ZM109 26V27H108ZM113 26H115V27H113ZM139 26V27H138ZM158 28H157V27ZM161 26H163L162 27V29H159V27L161 28ZM165 26V27H164ZM169 26H171L172 28H171V30H170V27ZM174 26H176L175 28H174ZM219 28H218V27ZM263 26V27H262ZM48 29H46V28ZM62 27L64 28V29H62ZM75 27V28H74ZM81 27H83L82 29H81ZM88 27V28H87ZM96 27H98V28H96ZM121 27V28H120ZM150 27H154L153 29H155V30H153V29H151ZM233 27V28H232ZM73 30L72 31V33H71V31L69 30ZM87 28V29H86ZM90 28L92 29V30H90ZM130 28V29H129ZM131 28H135L133 31L131 30ZM146 28V29H145ZM168 28H169V31H167L168 30ZM227 28V29H226ZM45 29V30H44ZM51 29H53V30H51ZM68 29V30H67ZM74 29H76L75 31H74ZM100 29V30H99ZM104 29H106V30H104ZM119 29H120V31H119ZM123 29V30H122ZM149 29V30H148ZM164 29V30H163ZM183 29V30H182ZM189 29V30H188ZM198 29V30H197ZM224 29V30H223ZM44 30V31H43ZM51 30V31H50ZM62 30V31H61ZM63 30H64V32H63ZM77 30L79 31L78 33H77ZM115 30H117V31H115ZM138 30V31H137ZM146 30H148V33H147V31ZM161 30V31H160ZM175 30V31H174ZM202 30V31H201ZM210 30V31H209ZM214 32H213V31ZM43 33H42V32ZM49 31V32H48ZM57 31V32H56ZM70 31V32H69ZM85 31H86V33H85ZM89 31V32H88ZM113 31V32H112ZM146 31V32H145ZM149 31H151L150 33H149ZM164 31V32H163ZM180 31H182V32H180ZM222 31V32H221ZM52 32V35H50L49 33H51ZM59 32V33H58ZM92 32V33H91ZM98 32H99V34H98ZM135 32V33H134ZM142 32V33H141ZM156 32H159L158 34L156 33ZM160 32H161V34H160ZM168 32H171L170 34L168 33ZM193 32H195L197 35H199V36H201L202 37V40H201V42H196V41H194L192 38H189V36L191 35V33H193ZM224 32H225V34H224ZM69 33V34H68ZM74 33H75V35H74ZM89 33H91V34H89ZM119 33V34H118ZM134 33V34H133ZM163 33H165V34H163ZM168 33V34H167ZM176 33V34H175ZM228 33V34H227ZM62 34V35H61ZM76 34H80V35H76ZM98 34V35H97ZM107 34V35H106ZM109 34V35H108ZM173 34V35H172ZM212 34V35H211ZM226 34H227V36H226ZM50 35V36H49ZM60 35V36H59ZM85 35V36H84ZM102 35L104 36V37H102ZM123 35H125V36H123ZM135 35V36H134ZM154 35V36H153ZM165 35V36H164ZM173 37L174 35H176V36H174L173 37V39L171 38V40L169 39L170 37ZM172 35V36H171ZM223 37H222V36ZM225 35V36H224ZM44 36V37H43ZM53 36V37H52ZM87 36V37H86ZM101 36V37H100ZM106 36V37H105ZM107 36H109V37H107ZM122 36V37H121ZM152 36V37H151ZM159 36V37H158ZM218 36V37H217ZM230 36V37H229ZM72 37V38H71ZM99 37V38H98ZM114 39L115 37H117V38H115L114 40L112 39V38ZM130 37V38H129ZM133 37H135V38H133ZM147 37V38H146ZM151 39H150V38ZM161 37V38H160ZM183 39H182V38ZM204 37V38H203ZM212 37H214V38H212ZM221 37H222V39H221ZM27 38H29V40H25L26 39V37H25V39H22V41L19 39V43L22 45H20L18 42H17V39H13V38H11L12 40L11 41H13V40H15L14 42H16V43H12V45H11V41L9 40L10 38H8V39H6V40H4L3 39V37H1L0 38V44L1 45H3V46H5L4 47V49H6V48H8V46H10V48L12 49L13 48V44H18V45H16V47H19L18 48V51H17V49H15L16 50V52L12 49V51H11V49H10V51L12 52V53H20V51H19V49H20V47H25L24 45H26L27 44V42H29V41H32L33 39L31 38V37H27ZM31 38V39H30ZM88 38V39H87ZM98 38V39H97ZM107 38V39H106ZM110 38H111V40L112 41H108V39L110 40ZM123 38V39H122ZM141 38H143V39H141ZM165 38H166V40H167V38H168V40L166 41L165 40ZM180 38V39H179ZM219 38V39H218ZM117 39H118V43H117ZM128 39V41L131 43H129L128 41H126ZM132 39V40H131ZM134 39V40H133ZM137 39H139V40H137ZM145 39V40H144ZM147 39V40H146ZM154 39H156V42H155V40ZM162 39H164L163 41H165L167 44H169V47H168V45L165 43V46L162 44ZM185 39H187V40H185ZM205 41H204V40ZM214 39V40H213ZM84 40V41H85ZM97 40V41H96ZM102 40H104V41H102ZM121 40V41H120ZM123 40L125 41L124 42V44H123ZM149 40V41H148ZM150 40H152V41H150ZM160 40V41H159ZM6 43H5V42ZM10 41V42H9ZM106 41H107V43H106ZM114 41V43H112ZM137 41H138V43H141L142 41L145 43V44H147V46L150 44V46H151V43L153 42H155V44H156V47H155V45H153V46H148V48L146 47V46H144L145 44L143 43V44H138L137 43ZM170 41V42H169ZM182 41V42H181ZM214 41V42H213ZM4 42V43H3ZM8 42H9V44H8ZM87 42V41H86ZM105 42V43H104ZM119 42H122L121 44H119ZM151 42V43H150ZM159 42V43H158ZM161 42V43H160ZM24 43V44H23ZM95 44V46H94V44ZM112 43V44H111ZM115 43H117L119 46H121L120 48L121 49H123L122 51L120 50V48H119V51H118V45L117 44H115ZM125 43H127V44H125ZM128 43H129V45H128ZM133 43V44H132ZM137 43V44H136ZM152 43V44H153ZM183 43V44H182ZM191 43L192 44H194L195 45V47H194V45H191ZM5 44H7V46L5 45ZM99 46H98V45ZM111 44V45H110ZM136 44V45H135ZM161 44V45H160ZM173 44V45H172ZM180 44H181V46L183 45V47H181L180 46ZM200 44V45H199ZM210 44V45H209ZM97 45V46H96ZM107 46V47H104V46ZM132 45H134L135 47H137L134 51L136 52H132V53H134V56H131L132 57V60H134V61H129L131 58L129 57L130 56V53H125V50H126V48H127V46H130V47H132ZM138 45H140V46H138ZM142 45H143V47H142ZM157 45H160V46H157ZM167 45V46H166ZM187 46V47H189V46H192V49H194L193 50V54H191V52L189 51V50H186L184 47L185 46ZM203 45V46H202ZM220 45H221V47H220ZM223 45H225L224 47H222ZM90 46V45H89ZM133 46V47H134ZM164 47V49L162 48V47ZM178 46V47H177ZM201 48H200V47ZM95 47H96V49H95ZM101 47V48H100ZM114 48L113 50H111V48ZM122 47H124V48H122ZM126 47V48H125ZM140 47H142L141 49H142V52L141 51H137V49L138 50H140ZM153 47V49H151V51H150V49L149 48H152ZM176 47V48H175ZM204 47V48H203ZM3 48V47H2ZM91 48V47H90ZM116 48H117V52H116ZM144 48V49H143ZM146 48H147V50H146ZM160 49V50H157V49ZM166 48V49H165ZM173 48V49H172ZM199 48V49H198ZM156 49V50H155ZM176 49L177 50H179L178 52L176 51ZM222 49V50H221ZM99 50V51H98ZM101 50V51H100ZM155 50V51H154ZM162 50V52L160 53L159 51H161ZM173 50L176 52V53H178V54H175V52H173ZM186 50V51H185ZM199 50V51H198ZM91 51V52H92ZM146 51V52H145ZM148 51H150V53L148 52ZM196 53H195V52ZM212 51V52H211ZM214 51V52H213ZM22 52V51H21ZM119 52V53H118ZM148 52V54H146ZM154 52V53H153ZM159 52V53H158ZM172 52V53H171ZM186 52H189V53H186ZM220 54H219V53ZM93 53V52H92ZM101 53V54H100ZM116 53V54H115ZM120 53H122V55H120ZM138 53V54H137ZM142 53V54H141ZM170 53V54H169ZM224 53V54H223ZM125 54H127V56L129 57L128 59H126L127 58V56L125 55ZM136 54V55H135ZM146 54V55H145ZM184 54H188L187 56L186 55H184ZM213 54V55H212ZM215 54H216V56H215ZM110 55H112V53H110V54H106V58H104V59H106V60H110L111 58H109L110 57ZM123 55H125L124 56V58L126 59H124V60H122L123 58ZM133 55V54H132ZM109 56V57H108ZM121 56V57H120ZM185 56V57H184ZM207 56V57H206ZM120 57V58H119ZM136 59H134V58ZM184 57V58H183ZM214 57V58H213ZM220 57V58H219ZM122 58V59H121ZM188 58V59H187ZM191 58V59H190ZM219 58V59H218ZM237 58V59H236ZM201 59H202V61H201ZM213 59H216V60H213ZM218 59V60H217ZM249 59V60H248ZM184 60H186V61H184ZM191 60V61H190ZM235 60V61H234ZM237 60V61H236ZM246 60H248V63H247V61ZM182 61V62H181ZM214 61V62H213ZM216 61V62H215ZM202 62V63H201ZM210 62V63H209ZM235 62V63H234ZM240 62H242V64L240 63ZM249 62L251 63V64H249ZM183 63V64H182ZM253 63V64H252ZM129 64V65H128ZM180 64H181V66H180ZM199 64V65H198ZM222 65V66H221ZM257 65V66H256ZM260 65V66H259ZM220 66V67H219ZM263 66V67H262ZM121 68V70L122 71H117L116 73V75H118V76H120V77H118V81L119 82H123L124 83V81H125V84H127L128 86H130L131 87V85H134V87H135V89L137 88V90L138 89H140V91H143V89L145 90V88H146V91L149 93V94H151L152 95V90L153 89H151L152 88V86L151 85H149V84H147L145 81H144V79L143 78H141V77H138L137 75H134L133 74V76H135V77H132V81H130L131 79H130V76H132V73L130 74V73H128V75L130 74V76H128L127 77V73H126V75H125V71L127 70L125 67L124 68ZM188 67V68H187ZM196 67V68H195ZM212 67V68H211ZM222 67V68H221ZM232 67V68H231ZM249 67V68H248ZM258 67V68H257ZM207 68V69H206ZM227 68V69H226ZM255 68H257V69H255ZM188 69V70H187ZM241 69H242V72H240L241 71ZM222 70V71H221ZM257 70V71H256ZM198 71V72H197ZM244 71H246L245 72V74H244ZM119 72V73H118ZM120 72H123L124 74H121ZM196 72V73H195ZM204 72H205V74H204ZM234 72V73H233ZM239 73V74H238ZM251 73V74H250ZM245 75V77L243 78V76ZM254 74V75H253ZM263 74V75H262ZM123 77H122V76ZM217 75H219V76H217ZM233 75V76H232ZM235 75V76H234ZM237 75V76H236ZM243 75V76H242ZM239 76H241V77H239ZM253 76V77H252ZM121 77L122 78H124V80L123 79H121ZM222 77V78H221ZM262 77V78H261ZM140 78V79H139ZM221 78V79H220ZM250 78V79H249ZM254 78V79H253ZM128 80L129 81V83L131 82H133L134 84H128L127 82L128 81H126V80ZM134 79V80H133ZM217 79V80H216ZM238 79V80H237ZM241 79V80H240ZM246 79V80H245ZM248 79H249V81H248ZM255 79H257V81L255 80ZM259 79H262V80H259ZM136 80V81H135ZM255 80V81H254ZM239 81L241 82V83H239ZM263 81V82H262ZM139 82V83H138ZM200 82H202V83H200ZM254 82H255V84H254ZM258 82H261L260 84H262V85H260ZM137 83V84H136ZM234 85H233V84ZM236 83V84H235ZM258 83V84H257ZM238 84V85H237ZM243 84V85H242ZM149 85V88H147V86ZM242 85V86H241ZM246 87H245V86ZM258 85H260V89H257L258 88ZM142 88H141V87ZM238 86V87H237ZM249 86V87H248ZM250 86H251V88H250ZM257 86V87H256ZM134 87L132 86L131 88H133L134 89ZM199 88V89H198ZM236 88H238V89H236ZM254 89L256 90H260V91H257L256 90V92H254ZM263 89V90H262ZM148 90H150V91H148ZM239 91V92H238ZM201 92V93H200ZM219 92V93H218ZM238 92V93H237ZM213 93V94H212ZM215 93H217L216 94V96H215ZM262 93V94H261ZM233 94V95H232ZM240 96H239V95ZM153 96H155V95H153ZM213 96V97H212ZM225 96V97H224ZM236 96L238 97H240L239 99L238 98H236ZM264 96V95H263ZM213 99V100H212ZM215 99V100H214ZM236 99H238V100H236ZM202 103H201V102ZM235 102V103H234ZM212 103H213V105H212ZM200 104V105H199ZM225 104V105H224ZM232 104V105H231ZM228 105H230V106H228ZM200 106V107H199ZM232 106V107H231ZM216 107V108H215ZM198 108V109H197ZM200 108V109H199ZM227 108H229L230 110H228ZM189 109V110H190ZM196 109V110H195ZM226 109H227V111H226ZM236 109V110H235ZM194 110H195V112H194ZM207 110H209V111H207ZM233 111V112H232ZM213 112V113H212ZM202 113V114H201ZM213 114V116H212V114ZM187 114H188V112H187ZM226 114H228V116L226 115ZM232 114V115H231ZM206 115H207V118H209L210 116V120L209 121H207L208 119L206 118L205 119V117H206ZM215 115H217V116H215ZM230 115H231V117H230ZM200 116V117H199ZM204 116V117H203ZM220 116H218V118L220 117ZM223 116H221V118L223 117ZM203 117V119H201ZM230 117V118H229ZM194 118V119H193ZM195 118H196V120H195ZM233 119V120H234ZM203 120H205V122H203ZM196 121V122H195ZM199 121V122H198ZM200 122H203L202 124H203V126H205V127H203L202 126V124L200 123ZM209 123V124H208ZM201 125V126H200ZM200 128V129H199ZM202 130H204L205 132H203ZM207 130V129H206ZM4 133L3 132H1V130H0V149H1V147H2V151L0 152V185H2L1 187H0V193H1V191H3V193L5 194H0V218L2 217V221H0V240H2V241H6V239L9 241V244H4V242H0V245H2L1 247H0V264H24V262L23 261H25V260H27V264H29L31 261V263L32 264H58V262H59V260L58 259H60V260H62L60 263H63V262H66V261H68L69 259H72L73 258V256L75 257L77 254H78V252L80 253V254H86V249L84 248L83 249V247H79V246H77L76 244H78V242H79V240L81 239V238H86V239H90L89 241L90 242H93L92 244H93V248H94V250H95V247L98 245V247H99V250H98V248L96 247V250H95V252H96V254L98 253V255L99 256H101L102 257V261H104V258L108 255V257L107 258H105L106 260L107 259H110V260H112V258L114 259L113 260V262H115V261H118V259H117V256H120V254H121V258H125V257H127V258H125V260L127 259V260H129V261H132L133 262V260H135L136 259V254H134L135 253V251H137L138 249H139V247L140 246H142V247H144V246H146L147 248H148V250H152V248H149L146 244L147 243H144V242H146L143 238H141V236L139 237V235L140 234H138V233H134L132 230H130L129 229V227L126 225L127 223H125L124 221H122L119 217H117L116 216V212H115V210L114 209H111V210H107L106 208H103L102 206H100L99 204H98V200L96 201V200H94L93 198H92V195H91V190H92V188L87 184V182H81V181H79V183H81V185H82V187H81V185L79 186H76L75 187V185H72V183H73V181H71L70 183H69V180L67 181V179L65 180L64 179V181H66V182H64V181H62V184L65 186V187H67L68 189H69V191L71 192V196H72V198L70 199V201H72V202H70V201H65L66 199H64L65 198V194L63 193V190L62 189H59L58 190V195L59 196H61V198L62 197H64L63 199H61L59 196V201H58V203H56L55 201H50V203H49V205H48V207H45V208H43V210H44V212H45V214L48 216V217H46L45 218V216L43 215V214H41V211H40V209H38V207L36 206V202H35V200H34V198L33 197H36V196H38V194H39V196H40V193H42L41 195H43V196H40L41 198V200H43L44 199V195H45V193L42 191V189H41V186H37V183L35 182V180H34V178H33V176H31L32 174H31V172H32V170H31V168H29L30 166H29V162H30V160H32L33 159V157H32V155L31 154H29V153H31L30 151H28L29 150V148L28 147H30V144H32L33 142L35 143V139H34V136H32V135H22L21 137H17L16 135H10V134H5V135H3ZM10 136V137H9ZM12 136V137H11ZM26 137H28V138H26ZM48 137H51V138H58L57 137V135H48ZM22 138V139H21ZM23 138H24V140H27V141H24L23 140ZM26 138V139H25ZM17 139V140H16ZM14 140V141H13ZM33 140V141H32ZM24 142H27V143H24ZM17 143H19V144H17ZM10 144V145H9ZM21 144V145H20ZM26 144H28L27 146L28 147H26ZM3 145V146H2ZM20 145V146H19ZM6 146V148H4ZM11 148H9V147ZM15 146V147H14ZM23 146H25V147H23ZM9 149H8V148ZM17 147L20 149V151H17V150H19V149H17ZM23 148H24V150H26L27 148H28V152H24V150H23ZM6 149V150H5ZM15 151V152H14ZM2 152H5V154L4 153H2ZM17 152V154H15ZM9 153V154H8ZM20 153H22V154H20ZM25 153V154H24ZM1 154L3 155V156H1ZM13 156H12V155ZM25 155V158H27L28 159V161H27V159H26V161L24 160L23 161V159L22 158H24V156H22V155ZM18 155V156H17ZM27 155H29V156H27ZM15 156V157H14ZM17 156V157H16ZM22 156V157H21ZM1 157H3V158H1ZM8 157V158H7ZM11 157V158H10ZM19 157V158H18ZM5 158H7L10 162H11V164L9 165L8 163H10L9 161H7V159H6V161H7V163H4L5 162ZM10 158V159H9ZM31 158V159H30ZM3 159H4V161H3ZM2 161V162H1ZM13 161H15V162H13ZM27 162V163H26ZM4 163V164H3ZM18 163H20L19 165H16V164H18ZM6 164H7V166H6ZM4 165V166H3ZM8 166L9 167H11V168H9V169H7L8 168ZM13 167V168H12ZM15 167V168H14ZM21 167V168H20ZM24 167V168H23ZM2 168H5V169H3V170H5V171H3L2 170ZM19 170H18V169ZM28 168V169H27ZM7 169V170H6ZM11 169H12V171H11ZM15 169V170H14ZM21 169V170H20ZM2 170V171H1ZM18 171H20V172H18ZM25 171V172H24ZM4 172V173H3ZM17 174H15V173ZM10 173V174H9ZM14 173V174H13ZM19 173V174H18ZM28 173L30 174V175H28ZM13 174V175H12ZM21 174H23V175H21ZM26 174H27V176H26ZM5 175V176H4ZM7 175H9V176H7ZM24 175H25V177H24ZM237 175V174H236ZM240 175H241V173H240ZM240 175H237V176H232V183H231V185H233V186H235V188L237 189V188H240V186H241V188H240V192L243 190L242 189V187L247 191V190H249L250 192H247L246 193V191L245 190H243L242 192H244V193H242V195L243 196H241L240 194V192H239V189H235L233 186H230L229 187V184H230V181L229 182H227L228 184H226V190H228V191H230V192H228L229 193V195L231 194V196L232 197H234V198H236L239 202H241V203H243V201H244V204L245 203H249L250 202V198H252V200H251V202H250V204H246V206H250V210H249V207H248V210L250 211V212H252L253 210V212L252 213H250V215L251 216H253L254 218L256 217V214L258 215L259 213V215H261V216H257L258 217V221H261L264 217H263V215H264V210L262 211L261 210V212H260V210H259V208L260 207H262L263 208V206H260L259 204H262V203H260V199H262V201L261 202H263V204L262 205H264V200H263V195H261L262 193H261V190L263 191V193H264V183H263V181H259V180H257L256 178H254V177H252L251 175L250 176H246V175H244L243 177H241V179H239V177H240ZM3 176V177H2ZM13 176V177H12ZM3 179H2V178ZM8 177H10L9 179L11 180H9L8 179ZM17 177V178H16ZM22 177V178H21ZM5 178H7V179H5ZM21 178V179H20ZM25 178H27V179H25ZM32 178V179H31ZM243 178V179H242ZM19 179V180H18ZM235 181H234V180ZM14 180V181H13ZM34 180V181H33ZM1 181H2V183H1ZM7 181V182H6ZM18 181V182H17ZM23 181V182H22ZM247 181V182H246ZM260 183H259V182ZM6 182V183H5ZM11 182V183H10ZM15 182V183H14ZM239 182H240V184H239ZM244 182V183H243ZM254 182V183H253ZM24 183V184H23ZM28 183H30V185H27ZM84 183H85V185H84ZM236 183H238L237 185L239 186V187H237L236 185H234V184ZM262 183V185H261V187H259L260 186V184ZM17 184H19V185H17ZM68 184H71V185H69L68 186ZM86 184H87V186H86ZM242 184V185H241ZM245 184V185H244ZM249 184H251V185H253V186H255L256 184V187H253V186H251V185H249ZM4 185H5V187H4ZM11 185V186H10ZM13 185V186H12ZM17 185V186H16ZM33 185V186H32ZM83 185H84V188H83ZM15 186H16V189H18V187L20 186H24V188L22 187V188H20L19 187V189H18V192H17V190H15ZM27 186V187H26ZM29 186V187H28ZM72 186V187H71ZM86 186V187H85ZM245 186H247V187H245ZM251 186V187H250ZM3 187H4V189H3ZM37 187V188H36ZM75 187V188H74ZM79 187V188H78ZM80 187H81V189H80ZM233 189H232V188ZM249 187V188H248ZM259 187V188H258ZM74 188V189H73ZM89 188V189H88ZM248 188V189H247ZM252 188H254V190L255 189H257V191L255 192L254 191V193L252 194V192H253V190H252ZM261 188V189H260ZM263 188V189H262ZM13 189H14V191H13ZM21 189V190H20ZM24 189V190H23ZM30 191H29V190ZM32 189V190H31ZM41 189V190H40ZM72 189V190H71ZM77 189V190H76ZM231 189V190H230ZM238 192V194H237V192L235 191V190ZM260 189V190H259ZM23 193V191H24V193L22 194V193H20V191ZM28 190V191H27ZM89 191V192H84V191ZM235 192H234V191ZM259 190V191H258ZM29 192V193H27V192ZM32 191H33V194L34 195H32ZM79 191H80V193H79ZM8 193V195H7V193ZM36 192V193H35ZM31 193V194H30ZM75 193V194H74ZM79 193V194H78ZM89 193V194H88ZM233 193H235V194H233ZM246 193V194H245ZM250 193V196L248 195ZM259 193H261V194H259ZM22 194V195H21ZM83 194V195H82ZM252 194V195H251ZM260 195L259 197H257L258 195ZM16 195H17V197H16ZM88 195H90L89 196V198H88ZM237 195V196H236ZM254 195V196H253ZM257 195V196H256ZM3 196V197H2ZM7 196V197H6ZM12 196V197H11ZM30 196H33L32 198L33 199H29L28 197H30ZM79 198H78V197ZM84 198H83V197ZM238 196H240V197H238ZM255 196H256V198H258L257 200H256V198H255ZM82 199H81V198ZM86 197V198H85ZM244 199H242V198ZM254 197V198H253ZM3 198V199H2ZM76 198V199H75ZM91 198V199H90ZM239 198V199H238ZM260 198V199H259ZM11 199V200H10ZM16 199V200H15ZM23 199V200H22ZM81 199V201H78V200H80ZM89 201H87V200ZM242 201H241V200ZM250 199V200H249ZM1 200H3V201H1ZM21 200V201H20ZM31 200V201H30ZM34 200V201H33ZM64 200V201H63ZM75 200V201H74ZM86 200V201H85ZM93 200V201H92ZM245 200H246V202H245ZM249 200V201H248ZM253 200H255V201H253ZM9 201V202H8ZM17 201V202H16ZM29 201H30V203H29ZM257 201L259 202V203H257ZM7 202V203H6ZM13 202V203H12ZM21 202V203H20ZM63 202H64V204H63ZM66 202V203H65ZM70 202V203H69ZM78 202V203H77ZM83 202V203H82ZM18 205H17V204ZM28 203V204H27ZM31 203H32V205H31ZM55 203H56V205H55ZM59 203H61V204H59ZM73 203V204H72ZM85 203V204H84ZM90 203V204H89ZM97 203V204H96ZM254 203H256V204H258V205H256L255 207H254ZM2 204H4L3 206H2ZM10 204V205H9ZM16 204V205H15ZM66 204V205H65ZM71 204V205H70ZM77 204V205H76ZM80 204V205H79ZM83 204V207L81 206ZM92 204H94V205H92ZM23 205V207H21ZM26 205V206H25ZM28 205V206H27ZM61 205H63V207L60 206ZM70 205V206H69ZM86 205H87V207H86ZM98 205V206H97ZM9 206H11L10 207V209H9ZM25 206V207H24ZM32 206V207H31ZM37 208H36V207ZM43 206V205H42ZM56 206V207H55ZM73 208H72V207ZM77 206V207H76ZM253 206V207H252ZM259 208H258V207ZM4 207V208H3ZM55 207V208H54ZM66 207V208H65ZM70 207V208H69ZM79 207V209H77ZM100 207V208H99ZM16 208V209H15ZM21 208V209H20ZM36 208V209H35ZM65 209L63 212H62V215L63 216H66V219H67V223L69 224V225H71V226H73L72 227V231H69L70 233L67 235V233H65V232H61V231H59V230H57V227H56V225H55V223H57V221H55L54 219V216H53V214H54V212L53 211H57V210H59V209ZM94 208V209H93ZM247 208V207H246ZM256 208V209H255ZM262 208H260V209H262ZM7 209V210H6ZM9 209V210H8ZM14 209V210H13ZM28 209V210H27ZM49 209V210H48ZM52 209V210H51ZM83 209V212L81 211ZM87 209L89 212H91L92 210V212H91V214L88 212V213H86L87 212V210L85 211V210ZM90 209V210H89ZM99 209H102L103 211H105L109 216H111L113 219H114V221H115V223H116V225L118 226V227H116V225H114V226H112V227H115V228H110L111 226H109L110 224H108V225H106V227H105V225L103 224V222H107L102 216H100L99 214H98V212H97V210H99ZM6 210V211H5ZM18 210V211H17ZM46 210V211H45ZM70 210V211H69ZM71 210H72V212H71ZM77 210H79V211H77ZM96 210V211H95ZM259 210V211H258ZM14 211V212H13ZM23 211V212H22ZM27 213H26V212ZM32 211V212H31ZM37 211V212H36ZM49 211V212H48ZM65 211H67V213H65ZM69 211V212H68ZM76 211H77V213H76ZM255 211H258L256 214L254 213ZM3 212H4V214H3ZM20 212H21V214H20ZM48 212V213H47ZM51 212V213H50ZM74 212V213H73ZM82 212V214H80ZM85 212V213H84ZM98 214L97 216H96V214ZM9 213H11L12 215H6V214H9ZM22 213H24V214H22ZM38 213V214H37ZM70 213V214H69ZM76 213V214H75ZM84 213V214H83ZM92 213H94V214H92ZM263 213V214H262ZM3 214V215H2ZM16 214V215H15ZM25 214H26V216H25ZM75 214V215H74ZM78 214V215H77ZM90 214V215H89ZM252 214H254V215H252ZM70 215V216H69ZM82 215H83V217H82ZM87 215V216H86ZM91 215H93L94 216V218H93V216H91ZM4 216H6V217H4ZM8 216H10L9 217V219L7 218ZM17 217V218H15V217ZM34 216V217H33ZM42 216V217H41ZM72 216H73V220H72ZM76 216H78V217H76V219H75V217ZM81 216V217H80ZM86 216V217H85ZM90 216V218L91 219H87V217H89ZM18 217H19V220H20V222H19V220H16V219H18ZM36 217H39V218H36ZM86 219H85V218ZM98 217V218H97ZM9 220V221H12V222H6L7 221V219ZM36 218V219H35ZM42 218V219H41ZM54 218V219H53ZM99 218H100V220L101 221H99ZM102 218V219H101ZM34 219V220H33ZM41 219V220H40ZM49 219V220H48ZM66 219H65V221H66ZM75 219V220H74ZM1 220V219H0ZM14 220H16V222L18 223V225H15V224H17V223H13L14 222ZM32 220V221H31ZM36 220H38V222H36ZM48 220V221H47ZM93 220H95V222L93 221ZM117 220V221H116ZM21 221L22 222H24L25 224L23 225V223H22V225H21ZM41 221V222H40ZM77 221H79V226H83V227H78V225H76L77 223ZM82 223H81V222ZM87 222L88 224H92V225H88L87 224V226H86V223L85 222ZM263 221H264V219H263ZM51 223L52 224V226H53V228H54V226L56 227V228H54V229H49V227L45 224V223ZM84 222V223H83ZM97 222V223H96ZM103 224V226L101 227L100 226V224ZM119 222H120V224H119ZM4 223V224H3ZM12 223V224H11ZM26 223H27V225H26ZM30 223H31V226H33L32 228H31V226H30ZM72 223V224H71ZM81 223V224H80ZM108 223V222H107ZM107 223H105V224H107ZM3 224V225H2ZM74 224V225H73ZM84 224V225H83ZM2 225V226H1ZM37 225V226H36ZM99 225V226H98ZM4 226L5 227H7V228H5V229H3L4 228ZM18 226H20V228L18 227ZM28 226V227H27ZM86 226V227H85ZM90 226H93L92 228H90ZM111 229V230H108L109 228ZM11 227V228H10ZM14 227V228H13ZM17 227H18V231H17ZM25 229H28V233H27V230H25ZM41 227V228H40ZM77 228V230H76V228ZM95 227V228H94ZM96 227H97V230H98V228L100 229V227L104 230V234H103V231H102V229L100 230V232H99V230L96 232ZM8 228H9V230H11V229H14L15 231H13L12 230V232H10L9 230H8ZM31 228V229H30ZM37 228V229H36ZM83 228H86L87 229V233L86 232H84L86 229H83ZM94 228V229H93ZM106 228V229H105ZM119 228V229H118ZM3 229V230H2ZM7 229V230H6ZM44 229L46 230V231H44ZM48 229H49V231H48ZM81 229V230H80ZM89 229V230H88ZM123 229H125L124 230V232L122 233L121 232V230L123 231ZM5 230H6V232H5ZM20 230V231H19ZM21 230H23V233H24V236L23 237H21L22 235H23V233H22V231ZM25 230V231H24ZM32 230H33V233H30V232H32ZM53 230L55 231H57V232H53ZM81 232H80V231ZM93 230V233L91 232ZM117 230V231H116ZM47 231L49 232V233H47ZM79 231V232H78ZM85 233V235H84V233ZM95 231V232H94ZM113 231V232H112ZM10 232V233H9ZM14 232V233H13ZM19 232V233H18ZM21 232V233H20ZM44 232H45V235H47V236H45L44 235ZM71 232H73V233H71ZM76 232H78V233H76ZM89 232H91L90 233V235L92 236V237H96V238H98L99 236H100V238H98V239H100V240H102L101 242L98 240V239H96V238H92L90 235H89ZM102 232V233H101ZM111 232V234L108 236V234ZM9 233V235L7 236V234ZM17 233V234H16ZM37 233H39V234H41V235H39L38 236V234ZM47 233V234H46ZM53 233V234H52ZM80 233V234H79ZM96 233V234H95ZM98 233V234H97ZM101 233V234H100ZM107 233V234H106ZM114 233H116L115 235H114ZM120 233V234H119ZM127 233H129L128 235H126ZM4 234V235H3ZM12 234V235H11ZM20 235V237H19V235ZM27 234V235H26ZM31 234V235H30ZM32 234L34 235V237L32 236ZM35 234H37V235H35ZM54 235V236H51V235ZM74 236H73V235ZM77 234V235H76ZM79 234V235H78ZM82 234V235H81ZM118 234V236H116ZM122 234H125V235H122ZM132 234V235H131ZM16 236V238H15V236ZM44 235V236H43ZM61 235H63V236H61ZM73 236V238L74 237H78V238H72V236ZM84 235V236H83ZM90 236L89 238H87V236ZM94 235H97V236H94ZM103 235V236H102ZM6 236V237H5ZM13 236V237H12ZM27 236H28V238L31 240H29L28 238H27ZM30 236H31V238H30ZM37 236V237H36ZM40 236H42L41 238H40ZM86 236V237H85ZM116 236V237H115ZM122 236V237H121ZM12 237V238H11ZM33 237V238H32ZM40 238L41 240H39V239H34V238ZM46 237V238H45ZM49 237V238H48ZM54 239H53V238ZM61 238V239H58V238ZM65 237V238H64ZM69 239H68V238ZM81 237V238H80ZM121 237V238H120ZM127 237V238H126ZM132 237H133V239L134 240H132ZM138 239H137V238ZM18 238V239H17ZM19 238L21 239V240H19ZM22 238H23V240H22ZM28 239L29 240V242L28 241H26L25 239ZM67 238V239H66ZM105 238H107V239H105ZM116 238V239H115ZM120 240H118V239ZM34 239V240H33ZM45 239V240H44ZM48 239H50V240H48ZM54 241V242H56V244H57V246L59 247L61 244V247H63V249L62 248H58L57 246H56V244H54L53 242H52V240ZM61 240L60 241V244L58 243L59 241L58 240ZM66 239V240H65ZM78 239V241H76ZM124 239V240H123ZM127 239H128V241H127ZM141 239V240H140ZM17 240L18 241H24V243L23 242H17ZM62 240L63 241H65V242H63V243H67V244H64L63 245V243H62ZM68 240V241H67ZM92 240V241H91ZM96 241V242H98V243H96V242H94V241ZM112 240V241H111ZM117 240V241H116ZM121 240H122V242H123V244L122 243H120L121 242ZM135 240H137V241H135ZM40 241V242H39ZM48 241H50V243H53V246H52V248L54 249H52V248H50L51 247V245H50V243L48 242ZM76 242V244H74L75 242ZM106 243H105V242ZM144 241V242H143ZM29 243V246H30V248H29V246H28V244L27 243ZM33 242V243H32ZM39 242V243H38ZM74 242V243H73ZM102 242L103 243H105V245L104 244H102ZM110 242H111V244H110ZM129 242H131L130 244H129ZM137 242V243H136ZM5 243H8V242H5ZM17 243V244H16ZM32 245H31V244ZM42 243H43V245H42ZM48 243V244H47ZM72 243H73V248H72ZM94 243H95V245H94ZM128 243V244H127ZM134 243V244H133ZM140 243V244H139ZM13 245L14 246V248L13 249H15V250H13L11 247V245ZM16 244V245H15ZM25 244V245H24ZM59 244V245H58ZM100 244V245H99ZM108 244H109V246H108ZM113 244V245H112ZM116 244V245H115ZM131 244H133V245H131ZM135 244H137V245H139V246H137V245H135ZM21 245H23V246H21ZM34 245V247H31V246H33ZM37 245H39V246H37ZM54 245L57 247V248H55L54 247ZM65 245H67V246H69V247H67V246H65ZM104 245V246H103ZM117 245H121V247L123 248H118V246ZM126 245H127V247H126ZM203 245H204V247H203ZM20 246V247H19ZM26 246V247H25ZM44 246V247H43ZM47 246H50L49 248L52 250V251H50L49 250V248L47 247ZM76 246V247H75ZM100 246H103V250L100 248ZM106 246H108L109 248H107ZM114 247V246H116V247H114L115 249H116V251H117V253L115 254V253H113L112 251H111V247ZM8 249V251L9 252H7L6 250V248ZM16 247V248H15ZM35 247H38L39 248V250H38V248H35ZM105 247V248H104ZM133 249H132V248ZM207 245L206 244H203V243H201V245H198L196 248H198V249H196V250H193L192 251V255L190 254V256H186V252L187 251H184V254H180V255H176V258L174 257V254L172 253V252H170V256H169V259H167L166 261H167V263L165 262L164 264H238L234 259H232V258H228V259H225L221 254H217V253H215V252H213L211 249H210V251H209V248L207 249ZM9 248H11L10 250H9ZM19 248V249H18ZM32 248V249H31ZM34 248V249H33ZM47 249V251H46V249ZM78 249V252H77V249ZM22 249V250H21ZM35 249H37V250H35ZM56 249V250H55ZM59 249V250H58ZM62 249V250H61ZM72 249V250H71ZM80 249V250H79ZM108 249L110 250V251H108ZM127 249V250H126ZM131 249H132V251L133 252H131ZM135 249H137V250H135ZM12 250V251H11ZM17 250L19 251L18 252V254H16L17 253ZM21 250V251H20ZM23 250L24 251H26V253H28V254H25V252H23ZM45 250V251H44ZM83 250L85 251V252H83ZM101 250L103 251V252H105V253H101ZM105 250V251H104ZM130 250V251H129ZM13 251H15V253H12V256H11V253L10 252H13ZM36 251V252H35ZM39 251H41L42 253H40ZM44 251V252H43ZM54 251H56L57 253V256L56 255H54L55 254V252ZM80 251H82V252H80ZM98 251V252H97ZM121 251H122V253H121ZM125 253H124V252ZM205 251V252H204ZM21 252V253H20ZM32 252V253H31ZM35 252V253H34ZM39 252V253H38ZM45 252H46V254H45ZM49 252H50V254L52 255V256H55V257H57V259L56 258H54V257H52L50 254H49ZM62 254L63 253V255L59 258V256H60V253ZM67 252H72V255H70L69 254V256L67 255ZM199 252H200V254H199ZM213 252V253H212ZM30 253V254H29ZM37 253H38V255H37ZM58 253H59V255H58ZM75 253V254H74ZM99 253H101V254H99ZM114 255H113V254ZM128 253V254H127ZM134 254V255H132V254ZM136 253H138V252H136ZM13 254H15V255H13ZM22 255V257H21V255ZM32 254V255H31ZM104 254V255H103ZM119 254V255H118ZM130 254V255H129ZM173 256H172V255ZM203 254V255H202ZM205 254V255H204ZM27 255V256H26ZM31 257H30V256ZM40 255V256H39ZM43 255V256H42ZM65 255V256H64ZM67 255V256H66ZM196 255V256H195ZM202 255V256H201ZM14 256V257H13ZM23 256H25V257H23ZM46 256V259H44V257ZM49 256H51V259H50V257ZM64 256V257H63ZM78 256V255H77ZM110 256V257H109ZM115 256V257H114ZM132 257L131 259H129L130 257ZM198 256V260H197V257ZM206 256V257H205ZM22 259H21V258ZM41 257H43V258H41ZM64 259H63V258ZM66 257H68V258H66ZM72 257V258H71ZM79 257V256H78ZM137 257H139V255L137 254ZM178 257V258H177ZM189 257V258H188ZM202 257V258H201ZM214 257V258H213ZM36 258V259H35ZM172 258L174 259V260H172ZM181 258V259H180ZM195 258V259H194ZM207 258V259H206ZM209 258H210V260H209ZM25 259V260H24ZM35 259V260H34ZM47 259H49V260H47ZM117 259V260H116ZM202 259H204V260H202ZM19 260V261H18ZM20 260H21V262H20ZM44 260V261H43ZM47 260V261H46ZM64 260V261H63ZM175 260H176V263H175ZM177 260H179V261H177ZM188 261V262H185V261ZM195 262H194V261ZM209 260V261H208ZM212 260V261H211ZM58 261V262H57ZM73 261H77V257H75V258H73ZM171 263H170V262ZM190 261V262H189ZM229 261H230V263H229ZM56 262V263H55ZM173 262V263H172ZM219 262V263H218ZM25 263V264H26ZM30 263V264H31ZM59 263V264H60Z\"/></svg>", "mask_w": 264, "mask_h": 264}]
</instances>
